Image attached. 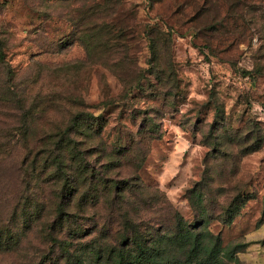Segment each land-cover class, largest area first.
<instances>
[{"label":"rangeland","instance_id":"obj_1","mask_svg":"<svg viewBox=\"0 0 264 264\" xmlns=\"http://www.w3.org/2000/svg\"><path fill=\"white\" fill-rule=\"evenodd\" d=\"M0 47V226L23 216L25 197H53L51 183L28 185L27 156L75 116L101 115L72 138L91 160L121 147L109 177L145 190L121 211L86 208V231L117 237L124 214L161 216L172 231L168 200L187 224L240 245L239 264H264V0H0ZM200 193L203 214L190 199ZM41 221L0 264L41 262Z\"/></svg>","mask_w":264,"mask_h":264},{"label":"trees","instance_id":"obj_2","mask_svg":"<svg viewBox=\"0 0 264 264\" xmlns=\"http://www.w3.org/2000/svg\"><path fill=\"white\" fill-rule=\"evenodd\" d=\"M106 31L111 40L119 35L115 28L113 30L108 27ZM0 60L5 62V53L1 47ZM154 61L152 64L157 67ZM101 118V115L96 116L95 123L91 124L93 120L89 117L75 116L61 132L45 137L43 144L53 146H45L27 156L23 168L31 179L28 185L35 188L43 182L51 183L50 193L53 197L42 195L41 201L25 197L21 212L23 216H13L10 224L0 226V251L13 250L25 229L32 222L43 218L41 233L45 248L42 252L48 251L43 253L39 264H239L236 255L241 250L236 248L240 245L224 246L219 235H214L209 229H201L204 221L197 226L187 224L168 200H164L163 205L174 222L172 231L162 230L164 223H161V216L136 220L129 214L122 217L124 233L117 237L110 235L103 239L105 233H98L102 225L100 229H84L83 212L87 211L86 208H96L101 204L102 207L121 211L131 198V191L134 196L142 197L145 190L143 184L134 183L132 179L109 177V172L115 166L113 156L120 152L121 147L112 150L107 157L101 154L91 160L90 154L95 155L90 150L93 148L81 147L82 143L72 138L71 134L80 131L84 124L90 129L95 125L98 129V125L103 124ZM90 145L96 146L92 143ZM260 147H249L244 152L251 153ZM99 149L103 150V147ZM40 170L48 172L44 177L47 181L40 179ZM193 195L190 199L194 208L203 214V195H196L199 201L193 200ZM242 204V195H236L226 208L222 222L232 223ZM97 220L94 219V222ZM144 221L149 224L145 225Z\"/></svg>","mask_w":264,"mask_h":264}]
</instances>
